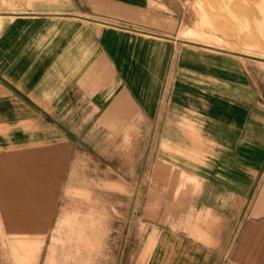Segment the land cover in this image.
Here are the masks:
<instances>
[{
    "label": "crops",
    "instance_id": "obj_1",
    "mask_svg": "<svg viewBox=\"0 0 264 264\" xmlns=\"http://www.w3.org/2000/svg\"><path fill=\"white\" fill-rule=\"evenodd\" d=\"M180 35L162 0H0V152L105 169L154 264H264V62Z\"/></svg>",
    "mask_w": 264,
    "mask_h": 264
},
{
    "label": "rangeland",
    "instance_id": "obj_2",
    "mask_svg": "<svg viewBox=\"0 0 264 264\" xmlns=\"http://www.w3.org/2000/svg\"><path fill=\"white\" fill-rule=\"evenodd\" d=\"M162 1L179 15L184 39L264 62V0ZM4 141L0 264H27L32 253L33 264H154L153 248L139 257L137 242L129 241L132 203L115 199L120 194L105 169L98 177L90 168H65L58 153L21 152Z\"/></svg>",
    "mask_w": 264,
    "mask_h": 264
},
{
    "label": "bare ground",
    "instance_id": "obj_3",
    "mask_svg": "<svg viewBox=\"0 0 264 264\" xmlns=\"http://www.w3.org/2000/svg\"><path fill=\"white\" fill-rule=\"evenodd\" d=\"M25 250V249H24Z\"/></svg>",
    "mask_w": 264,
    "mask_h": 264
}]
</instances>
